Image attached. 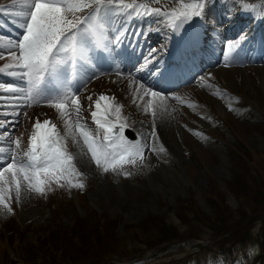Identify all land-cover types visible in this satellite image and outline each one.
Masks as SVG:
<instances>
[{
  "label": "rangeland",
  "instance_id": "rangeland-1",
  "mask_svg": "<svg viewBox=\"0 0 264 264\" xmlns=\"http://www.w3.org/2000/svg\"><path fill=\"white\" fill-rule=\"evenodd\" d=\"M125 2H130L133 5L142 4L144 7H138L139 9L146 7L151 11L155 0H152V6L148 4V0H125ZM184 3L191 2L184 1ZM208 4L210 12L207 22L200 21L199 17L196 22L197 25L201 23L200 31L205 30L204 34L208 36L206 43L209 54L203 56V59L209 60L211 66L204 73L195 76L196 79L190 84L183 88L177 87L181 88L179 90L175 88L176 91L169 92L167 95V91H158L163 94L161 96L165 103L164 109L168 114L167 137L161 139L154 134L146 135V140L142 141L143 144L139 143L144 148L142 158H136L134 163L126 162L107 172L97 166L95 174L86 173L78 164H75L73 159L75 168L82 175L73 174L66 178L67 187L63 183L61 184L59 178H49L46 182L49 193L45 191L43 194L36 193L24 183L17 200L14 185L10 195L7 191L9 175L6 174L5 182L0 185V188L5 189V202L10 204L13 209L9 212L6 207L0 206V225L15 215L19 224L24 227L51 226L49 213L51 208L49 207L55 205V211L59 215L61 224L64 227H70L74 223V219H77L70 206V198L74 200L80 216L89 220V222L86 221L88 227H90L89 223H92L90 221L95 224L97 222L94 219L90 220L87 218L88 216L96 219L100 216L110 219L117 218L119 221L114 232L103 238L102 247L106 253L94 256V261H88L85 264L127 263V259L123 260L120 256L145 250L147 241L150 245L157 244L161 235L174 236L177 237V240L196 238L200 239V242L197 240L198 244L211 245L212 240L219 238V235L216 236L209 224H206V220L212 217L208 196L213 194L215 185H220L221 189H226L225 200L231 211V218L228 217L227 221L224 219L217 227L221 230L231 229L233 234H238L236 237L232 236L228 239H226V235H222L220 243L233 250L234 264H254L259 261L257 256L260 250L258 241H262L264 247V174L261 170L259 172L255 170L253 165L258 164L264 168L262 160L264 155V36L258 34L259 38L255 42L256 51L253 58H258L260 61L258 63L250 61L245 55L246 53L241 55V51L238 52L239 48L251 46V43L248 46H246L247 43L244 45L241 40L231 43V49L238 52L237 61L229 59L221 60L219 63L220 60L217 58H220V55L217 56L214 53L212 40H222L226 32L234 30L235 26L232 24L227 27L228 29L225 28L224 22H232L233 18L237 17L253 20L252 22L248 21V26H261L258 32L264 35V0L258 1L251 8L239 3L238 0H208ZM159 5L161 3H157L155 6ZM17 6L20 7V4L18 3ZM181 7L180 5L176 9H181ZM160 9L162 12H167L169 7L165 6ZM12 12L9 7V14ZM170 21L172 20L167 18L164 24L152 27V32L160 33L162 36L157 48L166 50L171 44ZM191 22L188 21L187 24H191ZM0 37L5 36L0 34ZM142 38L152 39L153 41H149V44L152 46L151 48H155L154 43L158 37L154 38L148 35L147 37L142 36ZM9 50H0V52H4V56H6ZM225 51L223 47L222 52ZM188 63L189 68L196 64L192 60ZM6 66L7 63L3 68L8 70ZM168 69H171V66L165 68V74L162 72L155 78L158 79L156 81L158 87H169L170 82L169 84L168 82L163 83V77L168 76L174 82L175 78L179 77H176V74H181L184 66L181 69L175 67L172 72H169ZM11 71L13 68L8 70V72ZM105 73L106 76H112L110 70ZM110 82L112 90H108ZM46 83L47 79L40 86H45ZM148 86H153V84L148 83ZM86 90V97L91 98L89 103L92 101L96 103L97 94L105 91L108 94L107 98L113 99V93L116 92L114 93L115 98L123 101L122 103L126 106L124 114H118L122 115L120 120L125 117L124 120L131 119L132 123L138 122L143 126L153 120L151 104L146 109L144 107L146 102H139L144 105L141 106L139 103L134 104L132 100L129 103L125 101L126 94L129 99L133 98L135 94L129 90V82H126V79L122 80V77L119 81L116 78L111 79L103 76L87 83ZM233 95L239 99L242 98V102L246 105L238 106L231 103L228 97L231 98ZM100 101L105 103L107 99ZM114 107L124 108L115 105ZM90 108L93 107L90 106ZM47 113L48 116L52 115V119L57 118L56 110H48ZM66 113H69L68 110ZM27 117V122L24 120L25 115L20 117L10 137H8L9 131L0 132V148L4 149L5 153L11 148L18 158H24V153L28 150L29 137L34 131L33 125L37 120L41 122L43 119L38 108L29 109ZM112 117L113 113L107 118L112 120ZM66 120L64 117V123ZM64 123L60 122L59 124L63 130L60 138H62L61 141L66 152L73 157L74 140L68 133L70 127L65 128L66 123ZM91 124L92 122L89 123V125ZM128 124L133 126L130 122ZM128 127L125 126L128 131L132 132L133 130ZM100 135L102 136L103 132ZM136 135L140 140L137 129ZM17 138L21 141L19 149L15 144L10 143ZM81 138L83 139V137ZM94 138L100 139L96 132ZM137 138L129 139L137 141ZM74 139L78 141L76 137ZM161 149L163 150L161 151ZM243 169L249 173L245 177L247 180L238 176L243 173ZM230 181L241 192L238 198L227 189V183ZM80 183L83 184V187L76 186ZM76 191H79V195L76 194ZM152 218H158L161 222L155 219L144 224L143 234L140 225ZM154 225L164 228H155ZM165 229H170L171 233L166 235ZM28 231L30 233L24 234V239L33 237L32 230ZM45 233L49 234L48 231ZM227 235H230L229 231ZM154 238L156 239L155 243L150 242ZM215 240L217 243L219 242L218 239ZM9 247L11 246L7 247L8 254L12 256L13 251ZM111 253L119 257L110 259ZM101 256L103 257L102 262ZM262 257L264 258V256ZM260 261H262L261 258ZM138 262L139 264H225V258L214 251L191 248L183 244L157 256H153L149 252L145 253Z\"/></svg>",
  "mask_w": 264,
  "mask_h": 264
},
{
  "label": "snow or ice",
  "instance_id": "snow-or-ice-1",
  "mask_svg": "<svg viewBox=\"0 0 264 264\" xmlns=\"http://www.w3.org/2000/svg\"><path fill=\"white\" fill-rule=\"evenodd\" d=\"M13 2L16 3L17 0ZM19 4L20 10L14 15L21 18L18 23L23 31L18 40L9 41L10 50L7 55L13 57L14 63L6 67L13 68L10 75L19 74L21 79L26 78L25 100L42 95L40 85L49 77L58 79L60 73L69 67L74 76L81 67L80 61L86 59L94 45L102 48L109 55L115 53V56H119L116 47L112 45L122 47L123 41L128 38L129 34L126 28L117 29L114 39H108L105 36L107 14L119 11L120 8L144 7L142 4H126L125 0H19ZM145 11L149 10L145 7ZM209 12L208 0H193L192 3L183 4L181 9H174L171 12H162L160 8L151 10V13L162 14L171 19L174 22V29L180 28L188 21H192L191 24L197 23L193 17H199L200 21L206 23ZM197 42V37L193 35V46ZM129 45L137 46V41L132 40ZM4 55V52H0V58ZM144 60L151 69L155 70L154 75L157 76L160 72L158 65L162 61L160 50L150 48ZM144 66L142 64L140 68ZM61 83L67 87L70 81ZM141 87L145 86L141 85ZM0 89L15 91L16 86L0 84ZM148 93L152 97L161 95L160 92L152 91L151 86H147L146 95ZM105 99L104 96L100 97V100ZM49 103L53 102L49 101ZM68 105L74 106L77 119L75 124H69L71 113H65L69 117V120L65 121L66 127H72L74 132H78L83 137L92 159L104 172L114 170L126 162L134 163L136 158L143 157L144 148L139 144L129 143L124 137L123 132L126 125L117 126L115 122L107 118L111 114L107 105L101 113V105L97 101V111L92 112L96 124L103 129L102 140L94 138L95 133L90 132L80 122L79 97L75 93L53 103V106L62 112ZM115 111L119 112V109ZM101 115L105 118L101 119ZM153 116H155V111H153ZM49 125L48 120L43 122L37 120L33 125L34 131L29 137L28 150L24 153V158H18L11 148H9L6 162L4 156L0 155V165H2L0 166V184L5 182L6 174H8L7 191L10 195L14 185L17 200L24 183L29 189L43 194V186L49 178H69L73 174L82 175L75 168L73 157L64 149L59 133L54 131L55 125ZM10 143L15 144L19 149L21 141L17 138ZM4 152L5 150L0 148V154ZM76 186L83 187V184ZM4 191L5 189L0 188V206L6 207L11 212V205L5 202Z\"/></svg>",
  "mask_w": 264,
  "mask_h": 264
},
{
  "label": "trees",
  "instance_id": "trees-1",
  "mask_svg": "<svg viewBox=\"0 0 264 264\" xmlns=\"http://www.w3.org/2000/svg\"><path fill=\"white\" fill-rule=\"evenodd\" d=\"M262 157L264 162V155ZM253 167L258 172L261 170L264 174L263 167H260L258 164L253 165ZM246 174L248 175L249 173L243 169V173L238 176L245 179L247 176ZM245 180H247V178ZM227 189L235 195L236 198L241 194L240 190L235 187L231 181L227 183ZM225 190L226 189H221L220 185H215L213 194L208 196L209 206L212 209V217L209 220H206V224H209V227L215 232L216 236L227 235L229 231V237H236L238 234H233L231 229L221 230L217 227L224 219L227 221L231 218V211L225 200ZM76 218L77 219H74V223L70 227H64L62 224L58 223L56 217V219H54L55 221H52L51 226L45 229L46 231L40 228L34 230V244L23 242L24 231L21 233H13L12 235L18 244L15 248L18 249V254L21 261H23V264H39V262L43 264H85L88 261H94V256L105 254L106 250L102 247L103 238L114 232L119 223L118 219H110L108 217H97L96 219L92 216H88L87 218L90 220L94 219L97 221L96 224L93 221H90L92 223H89L90 227H88L86 221L89 222V220L77 216ZM155 219L161 222L158 218H152L142 222L140 228H142L143 234L144 224L149 223L151 220L154 221ZM154 227L164 228L156 225H154ZM54 230L57 232H54ZM47 231L49 232L48 235L45 233ZM164 233L168 235L171 233V230L165 229ZM12 235L9 236V240L13 245L14 238ZM176 239L177 237L174 236L166 237L161 235L158 243H165ZM155 240L156 239L154 238V240L150 242L155 243ZM146 245L151 246L148 242H146ZM100 258L102 262L103 257L101 256ZM17 262L18 260H14L12 264H19V262ZM5 264H8V262Z\"/></svg>",
  "mask_w": 264,
  "mask_h": 264
},
{
  "label": "bare ground",
  "instance_id": "bare-ground-1",
  "mask_svg": "<svg viewBox=\"0 0 264 264\" xmlns=\"http://www.w3.org/2000/svg\"><path fill=\"white\" fill-rule=\"evenodd\" d=\"M139 12L141 13L142 11H139ZM139 12L138 11L135 12V14H137V18L140 17ZM10 17L20 21V17H17L14 14H11ZM151 17H152V15H147V18H151ZM171 26L173 27V24H171ZM173 29H174V27H173ZM174 30H175V36H177L178 38L179 37L183 38V41L171 44V47H170V50H169V52L171 53L170 57L169 58H165V57L162 56V61L159 64V69L162 67V65H165L166 62H168V64L171 63V62H174L172 57H171V55L174 52L181 51V52L185 53V51L188 48H190V46H191L190 44L192 42V36L189 33H186V32H190V31H188V30H184L183 31L182 26L180 28H175ZM4 32H7V31H4ZM113 33L116 35L117 34L116 30H113ZM129 33L133 34V31L129 30L128 34ZM115 35L112 36V39L115 37ZM148 35L149 34H147V35L143 34V35H141V37L142 36L143 37H147ZM151 37H152V35H151ZM149 41L152 42L153 40L152 39L150 40V38H146V39H144L145 43L143 45L139 44L137 42V46H134V47L129 45L132 42V41H129L127 47L126 46H122V47L121 46H117L116 47L119 51L125 49V50L131 51V52L134 51L136 48H139L140 55L138 57H135V61L133 62V65L137 64V66L140 68V65L144 64L145 65L144 68H140L141 71L133 73V71H129L128 70L127 65L131 64L132 56L130 58H125V62H122L120 64V66H118V65H116L114 63V65H113L114 68L113 69H115V70L112 69V66L108 67L109 64L107 65V67L109 68L108 69V68H106L105 64H103V63L101 65H99V66H91L90 62L86 63V64H88L87 69L90 72L89 74L91 75V78L95 77L97 75H105L106 76L105 72H108V70H110L111 71V75H112V76H110L111 78H116L119 81H120L121 77H122V80L126 79V82H129V90H132V92L135 94L134 97L133 98L131 97L130 99H129L128 95L126 94V98H125L126 102L129 103L131 100H132V102L134 104H137L139 102L140 103L141 102H143V103L146 102L145 106L142 104L144 107H146V109H148V107L152 105V110L155 111V116H153V120L152 121L147 122V124L145 126H143V125H139L140 123H138V122L137 123H132L131 119L124 120L125 117L122 120L119 119V118H122L121 117L122 115L119 116L118 114H124V112L126 110V106H123L124 108H121V109L118 108L119 112H116L115 109H117V108L114 107V105H113L115 103H111V101H109L108 99H107V102L104 103V102L100 101V99H99V103L101 105L100 112L103 111V109H104L103 106L107 105L108 108H109L110 113L111 114L113 113V117H112L111 121L116 122V124H125L127 127L129 126L133 130L132 132H134V133L129 132L131 137H134V138L138 137L136 135V129H137V131L140 134V140H139V138H137V141L139 143L142 142V141H145L146 140V135H148V134H154L156 137H159L161 139L162 138H166L167 135H168V128H167L168 114H167V111H165V109H164L165 103L163 102V98L161 96L163 94H161L160 97H152L150 93H148L146 95L148 83L153 84V82H151L150 80L147 81L145 79V77L146 76H148V77H154L155 76L154 75V71L155 70L151 69L150 65L146 64L145 60H144V56L148 55V48L150 49L152 47L149 44ZM0 42L2 44L0 46V50L9 49V42H7L5 40H1ZM119 53L122 54V52H119ZM187 53H189V52H187ZM227 56H229V53H228ZM186 58L189 59L190 57H186ZM4 60H6V58ZM191 60L193 62H195V60H193V59H191ZM184 62L189 65L188 62H190V60L184 61ZM13 63H14V60L11 58V59H9V61L7 63V66L8 65H13ZM7 69L11 70L10 67H7ZM8 70H6V71H8ZM7 77L9 78L7 80H10L11 78H15L14 80H16L18 78L17 75L16 76L8 75ZM141 85H144L145 87H141ZM14 86L17 87L15 89V91H10L8 89H4V94H13V96H23V94H24V96L26 95L25 89L22 90L19 87L20 85H14ZM178 87H181V86H178ZM175 88H177V86H175ZM175 88H173V89H175ZM151 89H152V91H156V92L163 91V89L154 88L153 86H151ZM130 92H128V93H130ZM17 100H18V98L15 97V98H12L11 100H9V102L6 101L7 103H10V106H8L9 111H11V109L13 108L11 103L15 106ZM149 101L151 103H148ZM140 103H139V105H141ZM65 109H66V112L68 110V112L71 113V120L72 121L70 120L69 123L75 124L76 119H77L76 113L74 112V110L71 109L70 106L68 108L66 107ZM110 115L108 117H110ZM115 115H116V117H115ZM65 118L67 120H69V117L67 115L65 116ZM100 118L103 119L105 117L103 115H101ZM13 119H17V118H13ZM128 122L133 124V126H130L128 124ZM65 128H66V126H65ZM88 130L90 131V129H88ZM68 133L71 134V137L74 140L72 154H73V159H74L75 164H78L82 168V170L84 172L89 173V174H95V172L97 170L96 169L97 165L95 164L94 160L92 159L91 153L89 152V150L87 148V145L84 143V140L81 138V136L79 135L78 132H74L73 131L72 127L69 128ZM75 137L78 139V141H76L74 139ZM139 143H137V144H139ZM142 144H143V142H142ZM4 159H6V158H4Z\"/></svg>",
  "mask_w": 264,
  "mask_h": 264
}]
</instances>
